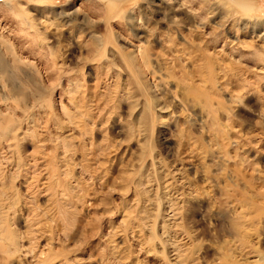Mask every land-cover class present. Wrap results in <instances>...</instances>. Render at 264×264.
Here are the masks:
<instances>
[{
    "label": "rangeland",
    "instance_id": "obj_1",
    "mask_svg": "<svg viewBox=\"0 0 264 264\" xmlns=\"http://www.w3.org/2000/svg\"><path fill=\"white\" fill-rule=\"evenodd\" d=\"M179 1L184 6L171 18L177 21L172 31L179 28L187 36L182 41L175 35L168 42L171 15L164 0H119L120 16L108 23L106 3L100 0H0V112L21 119L26 142L31 139L37 146L35 152L29 146L16 151L2 144L0 149V216L16 242L6 264H169L158 238L148 236L157 197L180 214L175 224L168 222L166 234L159 222L155 229L167 244H180L184 264H218L221 259L264 264V201L253 193L264 194V51L233 46L226 33L241 35L238 24L244 19L264 20V0H248L254 9L247 17L218 0ZM213 6L217 11L211 12ZM23 10L35 22H45L41 30L48 45L25 24ZM65 13L70 22L62 27ZM137 21L146 23L148 63L136 59L126 67L117 51L138 44L129 31ZM103 38L108 40L101 64L109 68L92 61ZM56 44L53 55L48 46ZM209 57L222 66L216 72L227 93L243 97L228 123L221 109L204 111L206 99L197 97ZM62 60L66 64L60 66ZM18 66L35 68L42 83L18 74ZM75 82L83 88L73 97L88 111L67 97ZM195 83L200 85L193 91ZM218 94L211 101L228 105L226 93ZM22 101H38L32 111L37 134L27 122L29 114L17 108ZM55 120L67 124L71 145L61 140ZM74 121L86 128L77 129ZM193 155L204 157L203 162L189 161ZM181 159L187 160L181 179L164 187L165 169ZM198 193L192 205L186 202ZM240 210L247 215L237 221ZM40 247L47 262L36 259Z\"/></svg>",
    "mask_w": 264,
    "mask_h": 264
},
{
    "label": "bare ground",
    "instance_id": "obj_2",
    "mask_svg": "<svg viewBox=\"0 0 264 264\" xmlns=\"http://www.w3.org/2000/svg\"><path fill=\"white\" fill-rule=\"evenodd\" d=\"M33 1H37V0H33ZM100 1H104L106 3V22L108 23V21L111 19V18H115L117 16H120V13H119V8H117V1L119 0H100ZM164 1H167L166 2V5L169 7V10H170V15L171 17L169 16L170 18V21L171 22V25H169L167 28H168V33L165 34V38L167 39V41L169 42L170 40H173V37L176 35L178 37H180V39L182 38V41H184V39H186L185 37L187 35L184 36V34H182L181 30L178 29H175V32L172 31L174 29V26L173 24H176V20L175 19H171L173 18V16L176 15V12L178 13L181 8L184 6H182L183 1H179V0H164ZM219 2H223L224 4L228 5L229 7L231 8H237V10L240 12L241 14V17H244V16H248V13L251 12L253 9H254V6L248 1V0H218ZM225 1V2H224ZM217 8L215 6H213V9L211 12L213 11H217L216 10ZM77 10V9H76ZM162 11V10H161ZM23 20L25 22V24H27L30 28H32L35 33L40 36V40H41V43L44 42V44H49L47 42L48 40V36L45 34V31L44 30H41V29H44L43 28V25L44 23L41 22L40 20H37L39 21V23L35 22V20L32 18V15L27 12L26 10H23ZM63 16V24L61 25L62 27H66L68 22L69 21V13H65L63 15H61V17ZM168 18V19H169ZM175 18V17H174ZM161 20V18H160ZM193 20V19H192ZM154 21V20H153ZM163 21V20H162ZM189 23L190 25H192L191 27H194L193 24L191 23V20H189ZM221 21V20H220ZM234 21V20H233ZM61 23V22H60ZM227 23V22H226ZM43 24V25H42ZM47 24V23H46ZM195 24V23H194ZM224 25V24H223ZM49 26V25H48ZM146 23L144 22H139L137 21L136 24H133L129 27V31H131L133 33V37L137 39L138 41V44H129L127 45V47L125 48H122V49H118L117 51V56L120 58V60L122 61V63H124V65L126 67H130L133 65L134 61L136 59H139L143 64H147L148 63V58H149V55H148V51L150 49V41L148 39L149 35L148 34H145L146 32L144 31V29L146 28ZM226 26V25H225ZM196 27V25H195ZM194 27V28H195ZM231 27V26H230ZM233 27V26H232ZM241 29V35H238L240 33L237 34V32L235 33H231V31L229 32L228 30L226 31V33L228 34V37L230 38V44H232L233 46H237V47H243V48H247V49H250V48H253V49H261L262 51H264V20H250V19H244L242 21L239 22L238 24V29ZM249 28V29H248ZM213 29V27H212ZM260 29L261 31L259 32L258 31V34H255L257 32V30ZM55 30V29H54ZM188 33L191 31L190 27L188 26V28L185 29ZM223 30V29H222ZM148 31V30H147ZM44 32V33H43ZM145 32V33H144ZM150 33V32H149ZM164 34V33H163ZM252 34V35H250ZM92 40L95 39V35L92 34ZM111 35V34H110ZM89 38H91V36H89ZM106 39V40H105ZM108 39L107 38H103L100 39V42H98V45L99 46H96L95 49H96V54L94 55L92 61L95 63L96 61L99 62L98 63V67L99 68H103V67H110V64H107V65H102L101 62L104 60L102 58H104V51H105V42L104 41H107ZM170 46V44H169ZM201 46V45H200ZM49 47V50L50 52H52V54L54 55L57 51V48H58V45H51V46H48ZM229 47V46H228ZM229 49V48H228ZM177 52H182L183 50H181L180 48H178L176 50ZM206 52V50H204ZM221 51V50H220ZM219 51V55H221V52ZM216 52V50H215ZM218 52V50H217ZM216 52V53H217ZM215 53V54H216ZM217 54V55H218ZM206 55V54H205ZM218 55V56H219ZM58 56V55H57ZM213 56V55H212ZM185 58V57H184ZM202 59V57H201ZM15 61V60H14ZM86 61V60H84ZM88 61V60H87ZM86 61V62H87ZM85 63V62H84ZM56 64V63H55ZM66 64L63 60L61 61V63H59L60 66ZM18 65V64H17ZM58 65V64H57ZM223 65V64H222ZM222 66H220L219 64V61L217 62V60L215 58H212V57H209L208 58V61H207V64H206V67H205V75H204V78L203 79H200L199 81H202L203 84H201L200 88L201 90H199V94H197V97L199 98V95L204 97L206 100H204V103H203V110L204 111H207L208 109H212L213 112H215L217 109H221L223 114H224V117L226 119V122L228 123L230 117H229V114H232V109L236 106V103H238L241 98H243L242 96H240V94H237L235 96L232 97V95L228 94L227 91H226V87L225 88V83H223V80L219 81V79H221L220 77H218L217 75V72H221V68ZM18 69H16V72L19 74V73H22L24 74L25 76H28L27 79L30 78V80H32L33 78L35 79V82L41 84L42 83V79L41 77L38 75V72L36 71L35 68L33 67H30L28 69L24 68V67H16ZM99 68H96L99 69ZM15 69V68H14ZM223 69V68H222ZM81 70V69H80ZM225 70V69H224ZM223 70V71H224ZM216 72V73H215ZM133 76L134 77H137L135 76V74L133 73ZM201 76V75H200ZM12 79L14 80H18L19 82V79L20 78H17L16 76H13L11 77ZM96 75L94 74V79L96 80ZM225 78V77H224ZM98 79V78H97ZM135 79V78H134ZM44 80V79H43ZM113 81V80H112ZM136 81V80H135ZM253 81V80H252ZM98 82V81H97ZM109 82V81H108ZM96 83V82H95ZM218 83V84H216ZM253 83V82H252ZM73 84V91L74 93H71V91H67V97L68 99L73 103V106L76 107V108H80L82 110V108H85L86 106H84L81 102V99L79 98L78 100H75L74 97H73V94L75 95L76 93L80 92L79 90H81V85H79L80 83L78 82H75V83H72ZM94 84V83H93ZM110 84V83H109ZM115 84V83H114ZM200 85V84H199ZM199 85H197V83L193 84L191 87L192 89H194L193 91H195V88H197V86L199 87ZM250 85V84H249ZM187 88L186 89H189L188 91H191L192 89L189 87V86H186ZM83 88V87H82ZM12 91V90H11ZM221 91V92H224L226 93V95L228 96L227 98V101H228V105L219 101V100H216L214 102L211 101V99L213 98H216V97H219V94L218 92ZM239 92V91H238ZM201 93V94H200ZM233 93V91H232ZM104 94V93H103ZM77 95V94H76ZM81 96V95H79ZM238 100V101H237ZM150 101L152 102V98L148 100V103H147V106L150 107ZM199 101V100H198ZM35 103H38V101H34ZM154 102V101H153ZM35 103H28L26 101H22L21 104H18L17 103V108L22 112H27L29 115H27V122H29L31 124V128L33 129V131L36 133V127H37V120L36 118L33 116V109H34V106H35ZM214 103V104H213ZM213 105L215 106V108H213ZM133 107V105H132ZM63 110L66 112V114L68 115V117H73V114H71L68 110V108H66L65 106H62ZM78 109V110H80ZM86 109V108H85ZM87 110V109H86ZM136 110V109H135ZM159 112H164V109L163 108H159L158 109ZM88 111V110H87ZM91 112V111H90ZM14 113V112H13ZM134 113L131 112L130 116H132V114ZM83 114V113H82ZM92 118V117H90ZM56 119V118H54ZM72 119V118H71ZM159 119V118H158ZM55 129L57 130V132H60L59 134L62 135V139L64 144L69 146L71 144H69L73 138V134L70 130H68V126L66 123L62 122V121H58V120H55ZM74 124V126L78 129L81 127V131L82 129H85L86 128V124L82 125L80 124L79 122H72ZM163 119H159L158 122H157V125L159 127H162L163 126ZM54 125V124H53ZM98 125V124H97ZM151 126V125H150ZM225 126V125H224ZM221 127V125H220ZM231 127V126H230ZM98 129H100L101 131L103 129H101V126L98 127ZM215 131H216V135L220 132L221 128L219 129L218 128V125H217V128H214ZM137 130V129H136ZM132 133V131H131ZM134 133V132H133ZM215 133V132H214ZM37 134V133H36ZM133 135V134H132ZM36 136V135H35ZM60 136H56L55 137V141H58L57 139L59 138ZM28 133L27 131L25 130L24 126H23V123H22V120L17 118L16 116H14L13 114H3L0 112V149H2V147H6V149H9V150H13L15 149L16 151H19V150H22L24 147H27L29 146L32 151L36 150L37 149V146L34 144H32L33 142H31L32 140L30 139V142H26L28 140ZM219 138V137H218ZM221 139V138H219ZM59 140V142L61 141ZM237 142V141H236ZM222 143V142H221ZM4 146H3V145ZM237 144V143H236ZM61 145V143H60ZM222 147H223V155H227L228 153V147L225 146L223 143L220 144ZM139 146V145H138ZM71 147V146H70ZM217 147V146H216ZM64 148V147H63ZM66 148H69V147H66ZM218 148V147H217ZM190 149V148H189ZM8 150V151H9ZM217 150V149H216ZM220 151V150H219ZM30 152V151H29ZM35 152V151H34ZM33 152V153H34ZM71 152V151H70ZM202 153V152H201ZM14 156V155H13ZM33 156V155H32ZM62 157V156H61ZM60 157V158H61ZM225 157V156H224ZM194 158V159H192ZM63 159V158H62ZM197 159V161H196ZM234 159V158H233ZM193 162H203L204 160V157L202 156H191L189 158V161H192ZM33 161V164L34 162L36 161V159H34V157H32V160ZM178 161V164H175L173 163L171 166H169L167 169H165L166 171V175L168 176L167 177V180L165 181L164 183V187H166L167 185H169L171 183V181L173 180H176V179H181V175L182 172L185 170L184 169V165L187 160H184V159H181V160H177ZM152 162V161H151ZM36 163V162H35ZM195 166V165H194ZM144 168V167H143ZM137 172H140V168L138 169ZM159 172V171H157ZM181 172V173H180ZM47 177V176H46ZM177 177V178H176ZM34 178V177H33ZM23 183H25V179L23 178ZM28 184V183H27ZM142 182L140 183L138 181L137 183V186L139 188V186H141ZM25 186V185H24ZM23 186V189H24V192H27V187H24ZM148 186L150 185H147V183L145 182L144 184V188H149ZM17 188V187H16ZM162 189V188H161ZM18 190V189H17ZM260 190V189H259ZM256 191V190H255ZM145 192L147 193L148 190H145ZM227 192V191H226ZM158 193V192H157ZM167 193V192H166ZM165 193V195H167ZM231 195L234 196L235 195V191L234 190H231ZM254 193V196L256 197V199L258 200H261V201H264V194L261 193V192H253ZM164 194V193H163ZM199 193L198 194H195L193 196H191L190 198L187 199L186 202L188 203H191L190 205L193 204V201L195 199H197L199 197ZM50 196V195H49ZM49 198V197H48ZM156 200V199H155ZM196 201V200H195ZM156 208L154 211L153 214L149 215L150 212H149V216H151L152 220H151V225L148 227V236L150 238V240L152 238H158V241H159V245H160V249H161V254H163L167 260V262L169 264H184L183 261H185L184 259V256H183V248L180 246L179 243L175 242V241H172L170 242L169 244H167L165 241H163V239L157 234V231L155 228L156 225L160 224V228L164 231V233L166 234V228H167V225H168V222L170 221L172 224H175L178 219H180L179 217V213L177 212L178 210L177 209H174L173 207H171V205L169 204V202L167 203L166 201H162V197H157V201H156ZM174 202V201H173ZM37 204V203H36ZM61 205V204H60ZM175 205V204H174ZM134 206V205H133ZM137 206V205H136ZM191 207V206H190ZM134 208V207H133ZM181 208V207H180ZM179 208V209H180ZM240 208V207H239ZM241 209H242V206H241ZM256 209V208H255ZM24 210L28 211V207H24ZM168 210V211H167ZM257 210V209H256ZM67 211V210H66ZM180 212V211H179ZM152 213V212H151ZM67 214V213H66ZM235 214V213H234ZM235 220L237 221H240L241 218L243 219V217L245 215H247L246 212H243V210H240L239 212H237L235 214ZM66 216V215H65ZM69 216V215H68ZM253 216V215H252ZM5 216L1 215L0 216V262L1 263H4L6 264L7 262H11V257L14 255L15 252H12L10 250V247L13 246V245H16V242L14 241V238H13V235L10 233L8 227L6 226V220L4 218ZM246 218V217H245ZM23 224L26 225V220L24 219L23 221ZM175 222V223H174ZM252 222H253V219H252ZM46 225V224H45ZM176 225H180V223L176 224ZM35 227V226H34ZM186 236H187V239H189L190 241H193L191 238L192 236L189 235V232L186 233ZM191 237V238H190ZM32 239V238H30ZM30 239H29V242H30ZM172 240V239H171ZM30 244V243H29ZM31 244H32V241H31ZM167 245H169L167 247ZM21 246V245H20ZM32 246V245H31ZM37 246V245H36ZM45 248V246L43 247ZM34 249H37L36 247H34ZM168 249V250H167ZM127 251V250H126ZM44 251H42L41 247L40 249L38 250L37 252V258L35 256L36 259H38L40 261V259L42 257V254H43ZM45 253V252H44ZM129 256V255H128ZM256 256V255H255ZM127 257V256H126ZM40 258V259H39ZM47 259L48 257L46 258H42L43 262H47ZM35 261V259H34ZM61 264H67V263H61ZM71 264V263H70ZM130 264V263H129ZM218 264H230L228 263L226 260L224 259H221L220 262H218Z\"/></svg>",
    "mask_w": 264,
    "mask_h": 264
}]
</instances>
